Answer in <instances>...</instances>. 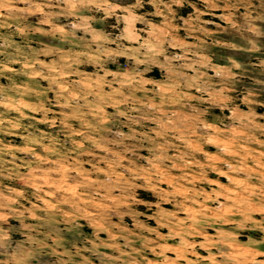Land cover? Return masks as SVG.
<instances>
[{"label": "rangeland", "instance_id": "1", "mask_svg": "<svg viewBox=\"0 0 264 264\" xmlns=\"http://www.w3.org/2000/svg\"><path fill=\"white\" fill-rule=\"evenodd\" d=\"M0 264H264V0H0Z\"/></svg>", "mask_w": 264, "mask_h": 264}]
</instances>
